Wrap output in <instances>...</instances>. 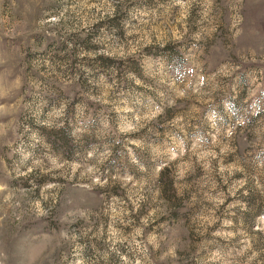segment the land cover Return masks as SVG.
Returning a JSON list of instances; mask_svg holds the SVG:
<instances>
[{
  "label": "rangeland",
  "instance_id": "374dc122",
  "mask_svg": "<svg viewBox=\"0 0 264 264\" xmlns=\"http://www.w3.org/2000/svg\"><path fill=\"white\" fill-rule=\"evenodd\" d=\"M0 264H264V0H0Z\"/></svg>",
  "mask_w": 264,
  "mask_h": 264
}]
</instances>
